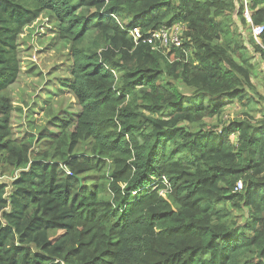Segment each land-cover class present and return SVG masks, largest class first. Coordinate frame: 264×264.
Instances as JSON below:
<instances>
[{
	"label": "trees",
	"instance_id": "1",
	"mask_svg": "<svg viewBox=\"0 0 264 264\" xmlns=\"http://www.w3.org/2000/svg\"><path fill=\"white\" fill-rule=\"evenodd\" d=\"M237 1L0 0V264H264V110L225 119L256 112L264 59ZM250 10L264 25V0ZM40 17L80 110L16 139L9 88ZM176 24L182 47L145 40Z\"/></svg>",
	"mask_w": 264,
	"mask_h": 264
},
{
	"label": "rangeland",
	"instance_id": "2",
	"mask_svg": "<svg viewBox=\"0 0 264 264\" xmlns=\"http://www.w3.org/2000/svg\"><path fill=\"white\" fill-rule=\"evenodd\" d=\"M43 17L27 27L19 38L18 54L21 61V73L18 80L9 88V94L16 107L12 115L13 135L16 139L25 136H39L40 132H57L56 126L49 124L53 117L52 112L76 117L80 105L74 94L65 89L61 79L69 76L68 64L69 47L54 41L55 33L49 29ZM243 36H250L249 28L240 25ZM55 32V31H54ZM248 40V39H247ZM252 49V48H251ZM250 50V49H249ZM253 52V49L251 50ZM255 67V84L258 93L254 94L257 109L252 112L247 107L236 103L229 107L226 120L233 118H247L244 110L255 114V120L262 118L264 110V59L257 53H252ZM40 73V74H39ZM60 89H65L60 92ZM255 91V90H253ZM263 96V97H262ZM251 97V95H250ZM61 113L60 115H62ZM224 119V120H225ZM209 126L219 125V130L224 125V120L217 118L206 119ZM47 129V131H45ZM8 179V178H7Z\"/></svg>",
	"mask_w": 264,
	"mask_h": 264
},
{
	"label": "built area",
	"instance_id": "3",
	"mask_svg": "<svg viewBox=\"0 0 264 264\" xmlns=\"http://www.w3.org/2000/svg\"><path fill=\"white\" fill-rule=\"evenodd\" d=\"M252 0H239L237 3L243 9V16L245 17L247 24L250 28V32L255 41L260 45L264 51V44L262 43L260 36L264 32L263 24H254L252 18V11L250 10V4ZM185 31V26L182 24H176L170 27H162L158 30H152L146 37V41L151 44L153 49H156L163 53H168L173 49L182 47V36ZM132 35L135 40L142 37L139 29H134ZM1 181V180H0ZM242 190V182H238L236 191Z\"/></svg>",
	"mask_w": 264,
	"mask_h": 264
}]
</instances>
